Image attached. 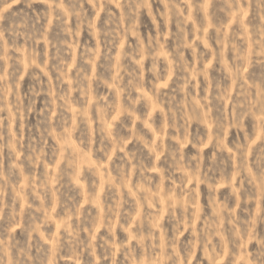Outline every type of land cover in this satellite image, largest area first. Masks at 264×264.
Masks as SVG:
<instances>
[{
    "label": "rangeland",
    "instance_id": "obj_1",
    "mask_svg": "<svg viewBox=\"0 0 264 264\" xmlns=\"http://www.w3.org/2000/svg\"><path fill=\"white\" fill-rule=\"evenodd\" d=\"M0 264H264V0H0Z\"/></svg>",
    "mask_w": 264,
    "mask_h": 264
}]
</instances>
